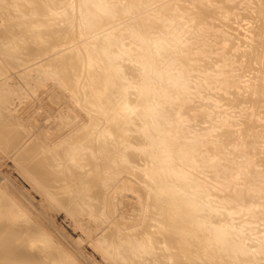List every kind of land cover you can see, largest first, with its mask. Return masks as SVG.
Listing matches in <instances>:
<instances>
[{"label": "bare ground", "instance_id": "1", "mask_svg": "<svg viewBox=\"0 0 264 264\" xmlns=\"http://www.w3.org/2000/svg\"><path fill=\"white\" fill-rule=\"evenodd\" d=\"M93 1L94 0H0V150L8 155L12 167L18 169L19 174L21 173L25 178L24 180L28 181L30 186L32 185V188L34 187V189L39 192L37 193L35 191L37 194H40V197H43L44 202H46L45 200L47 199L54 202L56 201L60 209L64 210V212L76 223L78 222L77 214L80 212L83 213L82 216L85 215L88 217L91 214L100 215L102 213L103 203L108 198L107 191L111 189V184L114 185L118 182V180L114 178L116 181L113 183L114 179L111 178L112 176H115L117 179L123 177H125V179L126 177L131 179L132 184L130 183V185H132V189L138 193L137 195L140 196L142 202L139 221L126 222V217H124V222L123 220L121 222V225L125 227L123 228L120 226V222L110 220L107 228L105 230L103 229L104 231L102 230L103 234H108L107 232H110L108 236L102 234V237L105 236L104 239L112 235V242L109 239L110 236L108 238L110 244L107 243L108 246L105 247L103 245L102 250L104 251L106 249L111 257L115 255L117 257V264H210L214 262L216 264H257L258 258L264 259V235L262 239L258 237L256 242H251L249 244L243 241L240 235L244 233V227L250 222L251 217L253 220L254 212L251 210V207L253 206L254 209V205H257V203L260 205V201L258 202V199H260L259 197L255 198L256 195L246 197L247 195L245 194V196L243 193H246L252 188L250 187L251 185L249 186V184H252L251 182L246 185L248 183L247 179L251 180L249 178V172L252 171V173L258 175H260L259 173L264 174V168L260 169L261 167H258L262 165V167H264V153L263 155L261 153L258 155L259 151L264 150L263 145V149L261 148L262 150L259 149L258 151V148H260L264 142L261 143L259 141L260 139H257L261 135V139L264 140L262 138V135L264 137V128L263 126L261 127L262 122L258 124L255 121L257 126L260 125L259 130H262L260 132H263V134H258L257 140L252 136L253 134L255 135L257 131L254 132V130H251L254 133L251 132L252 134H250L249 131V133H247L252 136V138L248 136L247 142L248 139H253L255 141V143L253 141L255 144H253V146L254 149L255 147L257 148V157L254 152L256 149L254 150L252 148L254 151H252V155H250L248 152L249 149H247L248 151L245 149L246 144L244 140L240 138L245 135V133H243L244 135L242 136L241 131L247 132L243 129H247L248 126L243 128L237 127V134H234L235 130L233 126L230 128L234 131L228 129V125L232 124L229 123V121H231L230 118L233 116L232 113L230 114V112L228 113L224 110L223 112H217V110L211 112L206 109L210 108L209 106L204 105L205 103H201L200 105L205 106V110H202V106V109L198 110L200 105L196 108L200 113V118L213 114L219 117V119H217V117L215 118V120H219H216V124L212 122L214 127L212 128L213 134L211 138L206 136L208 139L203 138L204 141L202 143H199V141L197 142V139L192 136V134H198V130L202 131V127L194 128V126H185L182 124L181 119H178L182 116L177 115L178 117H176L175 115V111L180 104H182V106L179 108L182 109L184 113H190V110L187 109L191 107L185 106L183 108V105L184 101L187 100L188 89L191 83L194 85L196 83H207V85L210 82L214 83L208 91H206L205 86H202L205 92L203 98H207L208 100L212 99L213 97H210L214 96V94L218 97L217 94L219 93H233V88L231 87L233 82L230 81L227 74L234 73L233 70L236 69L234 68V63L236 61L234 58H231L227 50L224 53L215 55V59L212 60L211 56L215 52L212 50L213 48H211L212 46L209 42L210 35L203 30L200 25L203 22L209 23V19L205 16L210 15L208 13L206 15L205 12H208L211 5L216 6L217 4L218 7V4H220L221 7L225 5L230 8L234 5L236 6L237 4L235 3L238 1L241 2L242 0H230L228 3H224V0H192L193 3L199 1L204 5V7L202 5L200 6L199 11H195L194 8L191 11L192 13H190L192 9L191 7L189 8L190 5L185 6V3L176 2L178 0L170 2H168V0L167 4H165L166 1L162 3L164 2L162 0H126L124 3H122L121 0H105L103 4H95ZM160 1H162V5ZM253 1L259 2L258 4H263L264 2H262V0ZM157 2L160 3L156 6L160 11L159 14L156 15L150 12L149 15L143 16L141 12L138 14V17H136L135 22L125 23L126 16H130L131 13L137 14L138 8H146L147 5L151 6ZM248 2L244 4H249ZM250 2H252V0ZM196 4L193 5L196 6ZM241 4L242 3H240V5ZM208 6L209 8H207ZM252 6L254 5L252 4ZM255 6V8H257L259 5L255 4ZM196 7L199 8V5ZM214 8L216 12L219 11L216 7L210 8L211 11H214ZM232 9L233 8H231V10ZM239 9L242 11L240 7ZM235 10L233 9V14ZM180 11H187L188 13L185 24L186 27H182V23L177 19V15ZM246 12V15L250 13H253V15L255 14L253 11L248 13L249 10ZM262 14L264 15V13ZM80 15H84L83 19L80 18ZM232 15L230 17H232ZM243 15L246 16L245 12ZM59 16H64L65 19H61ZM261 17L263 16H259V21L258 19L256 20L260 24L264 23L260 22ZM213 18H216V20ZM213 18L210 19H213L215 23L213 24L212 21V25H218L216 21L219 18L216 16ZM226 19H228V17ZM61 21L65 23L74 22V27L72 28L75 30H80L85 27V25L90 27L92 24L97 26H108L110 27L109 31L113 34L111 37H108L107 34L101 35L99 38L90 42L87 48H78L74 50V52H78V55L73 54V61H66L67 65L66 63L64 64V69L67 71L68 75L66 78L62 77L63 80H59V82L64 87L65 91L69 93H66L68 98L70 95L73 99V106H75L74 108L71 105L73 109H77L83 115H85L87 111L90 117V123L87 124L85 130L78 133V135H80H77V138H80L79 140H77L75 136H70V140L63 146H59V138H52L51 134L46 133L45 129L43 130L46 123L44 118L37 115L39 121L36 120L37 124H35L32 122L31 118L33 112L31 114H28V111L24 112L27 108L25 105H28L26 104L28 101L25 100H28V97H24L26 92L23 93V90H21L22 88H19L20 86L16 87V85L19 84H16L17 81L15 80L16 68L24 67L28 63H33L36 58L49 52L54 44L63 37L65 29L64 26L59 25ZM221 22L220 24L223 23ZM254 24H256V22ZM254 24L253 26L256 27L257 24ZM262 25L263 24H261V26ZM137 27L139 28L137 29ZM150 27L158 29L157 36L152 37L145 34ZM190 27H192V29H189ZM219 27L221 26L219 25ZM124 29L130 30L128 37L133 39L128 44L120 43V45L125 47L126 55L122 49H120L121 51H117L119 48L116 49L117 44L115 42L119 38V33ZM254 30L256 31L257 29L253 28V30L249 31L253 32ZM225 32L221 35L226 37L229 42L234 32H231L232 36L224 34ZM257 33L258 32H256V34ZM256 34H252L253 36L255 35L254 38ZM249 35H247L248 39L250 38ZM259 35L262 36L261 34ZM238 37L240 36L238 35ZM236 39L237 38H235V40ZM251 39L250 41H252ZM247 40L245 42L246 44L249 41ZM101 41H103V43ZM135 41L137 42L135 43ZM155 41L158 42L156 47L151 44V42ZM233 43H235V41ZM249 43L251 44V42ZM260 44L264 45V42ZM257 45H259L258 42ZM257 45L255 44V46ZM136 46L142 47L139 49ZM244 46L246 47L245 44ZM248 46L250 45H247V47ZM258 47L255 49H259ZM170 48L177 49L178 54L175 56L168 50ZM249 48L251 47H248V50ZM157 50L161 51L159 52V58L157 57ZM237 50L238 48L236 47L235 51ZM197 51L201 52L200 55H197ZM258 52L260 53V50ZM263 52H261L260 56ZM234 53L235 52H233V54ZM247 54H245V56ZM169 55L171 57H169ZM248 56L245 59H247ZM255 56L253 55V59L256 58ZM249 57L251 58V56ZM132 58H136L135 61L140 62L141 65L139 66H142L143 69L139 70V66L135 67L131 65L129 59ZM243 58L241 56L242 61ZM165 59L166 61H164ZM209 59H211V61ZM242 61L241 64L243 65ZM110 62L113 64H110ZM252 62L253 61H251L250 64L253 67L255 65L254 63H258L259 61ZM262 63L263 62H261V65ZM114 64L120 67L119 73L114 71ZM125 65L134 70L136 83L139 84V87H137L135 91H130V93L136 96L131 105L126 103V100L130 96L129 90L126 88L124 91H119L117 87L118 80L121 85L123 81L131 82L129 80L134 79H126L123 77L122 72L126 69ZM237 65L239 66L240 64ZM258 66L262 67L260 65H257V69L254 67L255 74L256 70L259 72ZM208 68H211L215 74H208ZM263 68H261V76L263 74L262 71H264L262 70ZM161 69L162 71L159 72ZM193 69H195L196 72ZM192 70L194 73L187 75V72ZM41 72L43 74V71ZM23 73L26 75L29 71L25 70ZM218 73H223V75L218 76ZM40 76L42 75L40 74ZM29 77L30 73L27 74L25 83L29 84V87H31L32 80H29ZM43 77L45 78V76ZM254 78H256V76L252 79ZM101 79H107V81H109L108 89L101 87ZM153 79H155V81ZM261 79H264V77L259 78V82H257L256 79L254 80L257 84L263 82ZM156 82L158 84L155 86ZM251 82H253V80ZM256 84L253 85L255 87L259 85ZM33 87L34 86H32V88ZM255 87H250L252 90V92L250 90V94L254 93V90L257 88ZM261 88L263 89V87ZM259 91L261 90L259 89ZM234 93H236V88ZM260 93L261 92H259V94ZM14 94L18 96V98H15L17 99L16 101L13 99ZM231 95L232 94H229V96ZM258 95L256 94L255 97L257 96L259 100L264 96L261 95L260 98ZM216 96H214L215 99ZM71 98H69L70 101ZM229 98H231V101L234 100V97H228V99ZM217 99L219 100L220 96ZM224 99L222 98V100ZM251 99H253V102L258 100L256 98L254 99V97ZM259 100L257 102L258 107H260L259 104H262ZM57 102V98L54 97L51 106H49L50 110L53 106L57 107L55 111L56 115L53 116L52 111L46 110L45 117L54 121L56 128L60 129L62 126H66L68 122V120H63L66 118L67 110L65 111L66 108H63L64 110L62 109L65 105L59 107ZM207 104L209 103L207 102ZM69 105L70 103L68 106ZM244 105L246 106V104ZM250 105H252V103ZM138 106L140 108L137 109L136 115H138V119L141 120V123L139 125L131 121H126V123H124L122 115H127L128 120H132L134 115L132 110ZM255 106L256 104L254 107ZM105 108L114 109L113 113L107 117V126H115L121 129V134L115 140L111 141V131L107 128L106 130L96 131L92 133V136L85 138L87 134L89 135L94 128L99 126L96 116H100ZM262 108L264 109V107ZM262 108L260 107V109ZM245 109L246 115L248 116L247 110L249 107L247 108L246 106ZM253 109L254 108H252V110ZM78 111L75 110L74 113ZM257 112L256 114H258ZM244 113H242V115ZM260 113L262 114V111H260ZM252 115L249 117H252L253 120L255 114L253 115L254 117ZM249 117L248 119L251 120ZM257 117H255L256 120ZM259 117L262 119L261 115ZM242 119L246 120L247 118L243 117ZM248 119L247 121L250 125L252 120L249 121ZM148 120H151L152 123L153 128L151 131L147 129L142 132L132 127H141L142 122H149ZM127 122L130 125H127ZM226 126H228V128ZM215 127H221L222 129L218 131ZM250 129L251 128H249V130ZM210 133L208 134L210 135ZM81 134L83 135L81 136ZM177 134H179V138L173 139L172 137ZM202 134L200 132L199 135L201 136ZM128 136L134 138L133 145L126 148L114 147L115 144L118 145L126 140ZM144 140H148L150 144L149 149L143 147ZM251 140L249 142H252ZM257 141L261 143L260 147L256 146V144H259ZM101 143H106L110 146V150L105 152L106 156L104 152L100 154L96 153V150L101 147ZM230 143L235 144L239 150H227V145ZM248 146L252 147V144L250 143ZM146 153L152 154L153 157H148ZM253 154H255V158ZM144 157H147L148 160L146 163L142 164L144 162ZM101 165L104 166L103 171L108 170L106 174L98 172L99 170L95 168V166H99L100 168ZM225 165L228 167L243 168L239 171V183L228 184L226 187H222V181L216 182V184L211 182L212 184L214 183L215 186H212L210 183L211 186L209 190L207 187L209 182L206 180V174L204 172L207 171L208 168L209 172H213L212 175L217 177L220 173H223L224 175L222 176L224 177L225 173L222 172V167ZM100 169L102 170V168ZM94 170H97V172ZM201 174L205 175L200 176ZM255 176L257 177V175H254V177ZM262 177H264V175ZM260 179H262L260 180L262 182H257V187L253 188L258 192L263 191L264 193V190H262L264 189V178L260 177ZM110 180L112 182H109ZM131 180L127 182L129 183ZM9 181L12 182L10 178H0V264H77L75 262L76 259L73 261L69 254L66 255L67 253H65L63 247L61 249L59 243H57L58 246L55 245L53 248H51V245L46 246L49 242L52 244L54 237L52 238L46 234V232L48 233L49 231H47L46 225L42 223V219L40 220L39 218L41 214H36L34 218H31L32 216L29 212H32V210H30V207H28L30 211L24 207L23 199L21 200L22 203L18 201L17 198H19V196L17 195L19 194L15 195L17 198L12 196ZM107 183H110V185L108 184L110 189L109 187L105 188V184ZM17 184L18 183H16V186ZM237 184H240L242 187H238ZM125 186L126 185L123 187ZM219 187V190L225 192V194L221 192L222 195H218L216 192L206 193L204 191H211L213 188L217 189ZM258 188L260 190H258ZM18 191L17 193H19ZM123 192L125 191L123 190ZM260 194L257 195L260 196ZM26 197L29 199L31 198L32 201L30 194ZM40 197L39 201H41ZM27 198L25 200L26 202ZM137 198L138 197H136V200L139 199ZM83 200L84 203L82 202ZM85 201L87 202L85 203ZM136 202L138 203V201ZM34 205H37V203H34ZM111 205L113 204L111 203ZM244 206H248L246 209L247 212L245 213L247 217L244 219L240 218L241 221L238 219L239 222H235L238 221L237 218L242 216H238L237 214L240 212L241 207ZM39 207H41V205ZM35 208L37 207L35 206ZM112 211L114 210L109 209L108 212L110 213ZM254 211L256 214V210ZM249 212L253 214L250 215ZM261 213H263V211ZM111 214L112 213H110V215ZM99 217L100 221L101 219L104 220L101 216H98V218ZM86 219L84 220L86 221ZM162 222L164 223L162 224ZM85 224L86 223H84V225ZM92 226L90 225L89 227L91 228ZM161 227L167 230L168 234L162 235L160 233ZM81 229L84 230V226ZM87 229L86 231L89 233L90 230L89 228ZM91 229H93V227ZM91 236L93 235H90V237ZM168 236L173 237V239L170 241ZM93 237L91 239H93ZM100 238L99 236L98 239ZM193 245L199 246L200 251L192 253L190 247ZM211 257H213V259ZM208 258L209 261L207 260ZM162 260H164L163 263Z\"/></svg>", "mask_w": 264, "mask_h": 264}, {"label": "rangeland", "instance_id": "2", "mask_svg": "<svg viewBox=\"0 0 264 264\" xmlns=\"http://www.w3.org/2000/svg\"><path fill=\"white\" fill-rule=\"evenodd\" d=\"M122 1V3H124V2H126V0H121ZM162 1H164V2H162ZM162 1H160V3L162 2V3H165V1H166V3L165 4H167L168 2H170V1H173V0H162ZM168 1V2H167ZM230 0H224V3H228ZM249 0H242L241 2L240 1H238V2H236L235 4H237L236 6L234 5V6H232V7H230V8H228L227 6H225V5H223L222 7L220 6V4H218V7H217V4H216V6L215 5H211L210 6V8L212 9L213 7H216L217 8V10H219V11H217L216 12V9L214 8V11L212 10L211 11V9L209 8V6L207 7V8H209L210 9V11H209V9H208V12H205L206 13V15H207V13L210 15V16H205V17H207V19H209L208 21H209V23H207V22H203L201 25H200V27L203 29V30H205L209 35H210V38H209V42H210V45L212 46L211 48H213L212 50L215 52L214 54H212V56H211V58H212V60H214L215 59V55H219L220 53H224L226 50L228 51V54L231 56V58H234L235 59V66H234V68H236L235 70H233L234 71V73L233 74H227V76H228V78L230 79V81H232L233 82V85L231 86L232 88H230V89H232V92L233 93H231L230 91H228V92H230V93H227V92H225V94H222V93H219V94H217L218 95V97L220 96V99L218 100L217 98V96L214 94V96H216V99H215V97L214 96H211L210 98H212V99H207V98H203L204 97V88H202V86H205V88H206V91H208L213 85H214V83H212V82H210L208 85H207V83H196L195 85L193 84V83H191V86H190V88L188 89V94H187V100H185L184 101V105H183V108L185 107V106H190L191 108L190 109H187V110H190V113L189 114H186V113H184L183 112V110L182 109H180L179 107H181L182 106V104H180L179 105V107H178V109H176V111H175V115H176V117H178V116H182L181 118H178V119H181V122H182V124L183 125H185V126H194V128H200V127H202L201 128V130L203 131H200V130H198L199 131V133L198 134H192V136H194L196 139H197V142L199 141V143H202L203 141H204V139L206 138V139H208V137L209 138H211V136H212V128L214 127L213 126V124H212V122L213 123H215L216 122V120L217 119H219V117L217 116V115H215L214 116V114L213 115H208V116H206V117H202V118H200L199 117V115H200V113H199V111H197V109L196 108H198V106L201 104V103H205L204 105H207V106H209L210 108H206V109H208V110H210L211 112H215L216 110H217V112L218 111H222L223 112V110L224 111H227L228 113L230 112V114L232 113L233 114V116H232V118H230L231 119V121H229V123H232V124H229L228 126H229V128H228V126H226L228 129H230V130H232V128H230L231 126H233V129L235 130H232V131H234V134H237V132H236V129H237V127H245V126H248L247 127V129L245 128V129H243L244 131H247V132H243V131H241V135L243 136L244 134L243 133H245V137L243 136V137H240L241 138V140H244V142H245V146H246V150L247 149H249V153H250V155H252V151H254L255 149V154H256V156H257V153H256V151H257V148L255 147V149H254V146H253V144L255 143V141L252 139H250L252 142H249L250 140L248 139V142H247V138H249L248 136H250V138H252V136H253V138H257V136H258V134L260 133V134H263V132H260V131H262V130H259L260 128V125H258L257 126V124L256 123H260V122H262L261 124V127L263 126V128H264V112H263V108L262 107H264V105H263V98H264V96H262L263 98H261L260 96L261 95H264V93H263V91H264V79H261V81H263V82H261V83H257V84H259V85H257L256 84V82H255V80L254 79H256V81L257 82H259V78H263L264 77V71H262V76L260 75V73H261V68H263V66H264V45H261L260 43H262L263 44V42H264V28H263V26H264V23H261V24H263L262 26H261V24L260 23H258V21H259V16H263L264 17V15L262 14V13H264L263 11V9H264V6H263V4H264V0H262V2H263V4H258L257 3V1H253L252 0V2H248ZM105 2V0H94L93 1V3H95V4H103ZM176 2H179V3H185L186 5L185 6H189V8L191 7L192 9L190 10V13H192L191 11L194 9L195 11H199V9H200V6L202 5L201 4V2H195V3H193V1L192 0H178V1H176ZM249 3V4H244V3ZM255 2V3H254ZM159 2H157V3H155V4H153V5H151V6H146V8H143V7H141V8H138V12H137V14H130V16H126V18H125V23H127V22H135L136 21V17H138V14L139 13H141V15H143V16H146V15H149V13L150 12H152L153 14H159L160 13V11H159V9H158V7H156V6H158L159 4H160ZM162 3H161V5H162ZM197 3V4H196ZM200 3V4H199ZM240 3H242L241 5H240ZM73 4H75V3H73ZM196 4V6L197 5H199V8L198 7H196V6H194V5ZM252 4L254 5V6H252ZM255 4H257V5H259L257 8H255L256 6H255ZM76 5V4H75ZM160 5V6H161ZM193 5V6H192ZM238 5H239V7L242 9L243 7V9H242V11L239 9V7H238ZM245 5V6H244ZM246 5H248V6H246ZM262 5V6H261ZM203 7H204V5H202ZM206 6V5H205ZM245 7H246V9H245ZM261 7H263V8H261ZM202 8V7H201ZM231 8H233L234 10H235V13H237V14H233V9L231 10ZM254 8H255V10H256V12L258 13H256L255 12V10H254ZM260 8V9H259ZM139 9H140V12H139ZM250 9H251V11H250ZM245 10V11H244ZM249 10V12L248 13H250V12H254L255 14L253 15V13H250V14H252V15H250V14H248V15H246V11H248ZM258 10V11H257ZM221 11H222V13H221ZM237 11V12H236ZM245 12V15L247 16H244L243 14H244V12ZM260 11H261V14H260ZM215 12V13H214ZM243 12V13H242ZM212 13H213V15H212ZM221 13V14H220ZM188 13H187V11H180L179 13H178V15H177V19H179L180 20V22L182 23L181 25H182V27L184 26V27H186V20H187V17H188V15H187ZM217 14V15H216ZM234 16H233V15ZM260 14V15H259ZM221 17H220V16ZM224 15H225V17L227 18L228 17V19H226L225 17H224ZM232 15V17H230ZM236 15V16H235ZM244 17H243V16ZM83 16L84 15H80V18L81 19H83ZM192 16V15H191ZM212 16V17H211ZM214 16H216L217 18H219V19H217V21H216V23L218 24V25H212V21H213V19L214 20H216V18H213ZM240 16V17H239ZM249 16V17H248ZM252 16V17H251ZM257 16V17H256ZM61 19H65V17L64 16H59ZM263 17H261V19H260V22H264V18ZM211 18H213L212 20H210ZM224 18V19H223ZM258 19V21H256ZM223 22H221V21ZM211 21V22H210ZM218 21H220L222 24H220V22H218ZM251 22H252V26H253V24L256 22V24L258 23V24H260V25H258L257 24V26L259 27H252L251 26ZM226 23V24H225ZM213 24H215L214 23V21H213ZM226 25V26H224V25ZM227 24H229V25H227ZM256 24H254V25H256ZM60 26H64V29H65V32H64V35H63V37L62 38H60V40L57 42V43H55L54 44V46L51 48V50L49 51V52H47V53H45L43 56H41V57H38V58H36L34 61H33V63H28L26 66H22V67H18V68H16V72H15V80L17 81L16 82V84H19V85H16V87H18V86H20L19 88H22L21 90H23V93L24 92H26V95L24 96V97H28L27 99L28 100H25V101H28L26 104H28V105H25V107H27L25 110H24V112H27L28 114L30 113H32L33 114V116H32V114H31V118H32V122L33 123H35V124H37V122H36V120H38L39 121V118H38V116L40 115L41 116V118H44L45 119V121H46V123H45V126L43 127V130L45 129V132L46 133H48V134H51L52 135V138H59V142H60V144H59V146H63L66 142H68L70 139H69V137L70 136H75L76 138H77V135H78V133H80L81 131H83V130H85V128H86V126H87V124H89L90 123V117H89V114L87 113V111H86V114L85 115H83L82 113H80L77 109H73V107L75 108V106H73V99L70 97V95H69V98H71V101H70V99L68 98V95L67 94H69L67 91H65V89H64V87L61 85V83L59 82V80H63L62 79V77H65L66 78V76L68 75V73H67V71L64 69V64L66 63V61H69V62H71V61H73V59H74V56H73V54H75V55H78V52H74V50H76V49H78V48H87L88 46H89V43L90 42H92L93 40H95L96 38H99L101 35H104V34H107V36L108 37H111L113 34H112V32H110L109 31V29H110V27H108V26H103V25H100V26H97V25H95V24H92V26H90V27H88V26H86L85 25V27H83V28H81L80 30H75V29H73L72 27H74L73 25H74V22H69V23H65L64 21H61V23L59 24ZM219 25L221 26V27H219ZM76 26V25H75ZM251 26V27H250ZM260 26H261V28H260ZM250 27V28H249ZM139 27H137V29H138ZM252 28V29H251ZM253 28H255V29H257L256 31H255V33H254V31L252 32V31H249V30H253ZM189 29H192V27H190ZM263 29V30H262ZM261 30V31H260ZM109 31V32H108ZM225 31H227V32H225ZM259 31H260V33H259ZM158 32V29L157 28H154V27H150L149 28V30H147L146 32H145V34L147 35V36H152V37H155V36H157V33ZM223 32H225L224 34H226V35H230V36H232V33L231 32H234L235 33V36H234V33H233V36L232 37H230V44H229V42L227 41V39H226V37H224V36H222L221 34L223 33ZM256 32H258L257 34H256ZM130 33V30L129 29H124L121 33H119V38L117 39V41H115L116 42V44H117V46H116V49H118L119 48V50H117V51H121L120 49H122L123 51H124V53H125V55H126V52H125V47L124 46H122V45H120V43H125V44H128V43H130L133 39L132 38H129L128 37V34ZM237 33V34H236ZM263 33V34H262ZM250 34V35H249ZM252 34H256V37L254 38V36L252 35ZM259 34H261L262 36H260ZM238 35L240 36V37H238ZM247 35H249L250 36V38L248 39V36ZM253 36V37H252ZM233 37H234V39H233ZM235 38H237L236 40H235ZM252 38V39H251ZM254 38V39H253ZM263 38V39H262ZM249 41H248V40ZM250 39L252 40V41H250ZM246 40L248 41L247 42V44L245 43L246 42ZM256 42H255V41ZM162 41H164V40H162ZM165 41H166V39H165ZM235 41V43H233ZM243 41H244V44L246 45V47H247V45H250V46H248V47H251V48H249V50H248V47H247V49H246V47L244 46V44H243ZM261 41V42H260ZM102 43H103V41H101ZM106 42V41H105ZM137 41H135V43H136ZM249 42H251V44L249 43ZM253 42V43H252ZM257 42H258V44L259 45H257ZM158 42L157 41H155V42H151V44L152 45H154L155 47H156V44H157ZM255 44L257 45V46H255ZM227 45H228V47H227ZM134 46V45H133ZM259 46V47H258ZM260 46H261V48H260ZM137 48H141L142 46H136ZM236 47L238 48V50L237 51H235V49H236ZM256 47H258L259 49H255ZM234 48V49H233ZM150 49V48H149ZM231 51H230V50ZM169 51H171L175 56L178 54V50L177 49H172V48H170V49H168ZM240 50V51H239ZM251 50V51H250ZM254 50V51H253ZM260 50V53L258 52ZM73 51V52H72ZM158 52H157V57L159 58L160 57V55H159V52H161L160 50H157ZM174 51H176V52H174ZM232 52V53H231ZM233 52H235L234 54H233ZM239 52V53H238ZM242 52H243V54H242ZM261 52H263L262 53V55L260 56V54H261ZM197 55H200V51H197ZM231 53V54H230ZM236 53H238V54H236ZM248 53V54H247ZM252 53V54H251ZM258 53H259V55H258ZM99 54V53H98ZM241 54V55H240ZM245 54H247L246 56H245ZM250 54V55H249ZM239 55V56H238ZM251 56V58L249 57V56ZM253 55L256 57V58H254V59H257V60H254L253 59ZM239 58H238V57ZM241 56H242V58H243V61H242V59H241ZM248 56V58L247 59H249V60H247V59H245L246 57ZM260 56V57H259ZM169 57H171L170 55H169ZM262 57H263V59H262ZM253 59V60H252ZM261 59H262V61H261ZM136 60V58H132V59H129V62H130V64L131 65H133V66H135V67H137V66H139V65H141V63L140 62H137V61H135ZM210 61H211V59H209ZM164 61H166V59L164 60ZM241 61H242V63H243V65L241 64ZM251 61H259L258 63L256 62V63H254L255 65L252 67V65L250 64V62ZM246 62V63H245ZM252 62V63H253ZM261 62H263L262 63V65H261ZM240 64L239 66H240V68H239V66L237 65V64ZM260 63V64H259ZM110 64H113L112 62H110ZM66 65H67V63H66ZM115 65V64H114ZM210 65V64H209ZM248 65V66H247ZM257 65H260V66H262V67H259L258 66V69H259V72L256 70V74H255V69H254V67L257 69ZM125 67H126V69L122 72V74H123V77L124 78H126V79H132V78H134L133 80H129V81H134V82H128V81H123L122 83H121V85H120V81L118 80V90L119 91H124L126 88L129 90V94H130V96H129V98L126 100V103L127 104H132L133 103V99H135L136 98V96L134 95V94H132V93H130V91H135V89L137 88V87H139V84H137L136 83V75H135V72H134V70L133 69H131L130 67H128V66H126L125 65ZM140 67V68H139ZM138 67V69L139 70H141V69H143L142 68V66H139ZM208 67H212V66H208ZM246 68V69H245ZM209 69V68H208ZM25 70H28L29 71V73H30V77H29V80H32V86H34L33 88H32V86L31 87H29L30 85L29 84H26L25 83V79L27 78V74H29V73H27L26 75L23 73ZM43 71V74H42V72L41 71ZM193 70H195V69H193ZM193 70L192 71H189V72H187V75H191V74H193L194 72H193ZM262 70H264V68L262 69ZM114 71L115 72H117V73H119L120 72V67H118L117 65H115V68H114ZM162 71V69L159 71V72H161ZM242 71V72H241ZM252 71V72H251ZM195 72H196V70H195ZM236 72V73H235ZM254 72V73H253ZM207 73L208 74H210V75H214L215 74V72L210 68L209 70H207ZM40 74L42 75V76H40ZM255 74V75H254ZM218 76H220V75H223V73H218L217 74ZM259 75H260V77H259ZM43 76H45V78L43 77ZM250 76H252V77H250ZM254 76H256V78H254V79H252ZM258 77V78H257ZM151 80H152V78H151ZM154 81H155V79H153ZM253 80V82H251ZM253 83V84H256L257 86V88L253 85V84H251V83ZM28 83H29V81H28ZM34 83V84H33ZM23 84V85H22ZM25 84H26V87H25ZM158 83L156 82L155 83V86L157 85ZM250 84V85H249ZM263 84V85H262ZM100 85H101V87L102 88H104V89H106L107 87H109V81H107V79H101V81H100ZM252 85V86H251ZM260 85H262V86H260ZM22 86V87H21ZM234 86V87H233ZM28 87H29V89H28ZM253 87H255L256 89L254 90V93L255 92H257V93H251L250 94V90H251V88ZM258 87H259V89L261 90V91H259V89H258ZM261 87H263V89L261 88ZM24 88V89H23ZM235 88H236V93H234L235 92ZM26 89H28V90H26ZM32 89V90H31ZM108 89V88H107ZM263 90V91H262ZM238 92H240V93H238ZM251 92H252V90H251ZM259 92H261L260 94H259ZM22 93V92H21ZM67 93V94H66ZM241 93H242V95H241ZM227 94V95H226ZM229 94H232L231 96H229ZM234 94V95H233ZM254 94V95H253ZM258 95L261 99V101L259 100V98H257V96L255 97V95ZM223 97H222V96ZM224 95H225V97H224ZM235 95H236V97H235ZM244 95V96H243ZM246 95V96H245ZM252 96V97H251ZM14 98V100L16 101L17 99H15V98H18V96H16V94H14V96H13ZM54 97H56L57 98V103H58V106L59 107H62L63 105H65L64 107H62V109L63 108H66L65 109V111H66V118H64L63 120H68V122H67V124H66V126L64 125V126H62L60 129H57L56 128V126H55V123H54V121H52V120H50L48 117H45L46 116V110H49V111H52V114H53V116H55L56 114H55V111H56V109H57V107L56 106H53L52 108H51V110H50V108H49V106H51V102H52V99L54 98ZM227 97V98H226ZM228 97H234L233 99L235 100H232L231 101V98H229L228 99ZM245 97V98H244ZM254 97V99L256 98V99H258L259 100V102H262V104H259V106L262 108V109H260V107H258V100H256V102H255V104H256V106L254 107V102H253V99H251V98H253ZM208 98H209V96H208ZM222 98L224 99V100H222ZM236 98V99H235ZM249 98V99H248ZM228 99V100H227ZM238 99V100H237ZM68 100H69V103H70V105L68 106ZM218 102H220V103H218ZM220 100H222V101H220ZM250 100V101H249ZM216 101V102H215ZM234 101V102H233ZM18 102V101H17ZM23 102H24V100H23ZM207 102L209 103V104H207ZM213 102V103H212ZM252 103V105H250ZM219 106H218V105ZM244 104H246V106H247V108L249 107V109L247 110V112H248V116L246 115V106L244 105ZM73 107H72V106ZM204 105H200V107L198 108V110H200V109H202V107H203V109L202 110H205L204 108H205V106ZM250 105V106H249ZM72 108H71V107ZM202 106V107H201ZM71 109H70V108ZM214 109H213V108ZM224 107V108H223ZM239 107V108H238ZM241 107V108H240ZM140 107L138 106L137 108H133V110H132V112H134V115H133V119L132 120H128V116L126 115H122V117H123V122L124 123H126V121H131L132 123H136V125H139L140 123H141V120H139L138 119V115H136V111H137V109H139ZM194 108H195V110H194ZM216 108V109H215ZM226 108V109H225ZM252 108H254L253 110H252ZM256 108V109H255ZM258 108V109H257ZM220 109V110H219ZM245 109V110H244ZM64 110V109H63ZM72 110H73V112H72ZM78 111V112H75L74 113V111ZM255 110V111H254ZM259 110V111H258ZM113 111H114V109L113 108H105L104 109V111H103V113L100 115V116H96V118H97V120H98V122H99V126L97 127V128H94L92 131H91V133H89V135L87 134L86 135V137L85 138H87L88 136H92V133H94V132H96V131H101V130H106L107 128H109L110 129V131H111V135H110V140L111 141H113V140H115L120 134H121V129H119V128H117V127H108L107 126V123H108V121H107V117L110 115V114H112L113 113ZM258 111V112H257ZM260 111H262V114H263V116H262V114L260 113ZM216 112V113H217ZM245 112V113H244ZM250 112V113H249ZM254 112V113H253ZM256 112L258 113V114H256ZM35 113V114H34ZM68 113V114H67ZM72 113H74V114H72ZM215 113V114H216ZM242 113H244L243 115H242ZM80 114V115H79ZM249 114H255V117H257L258 115L260 116L261 115V117H262V119L260 118H258L257 117V120L255 119V117H254V119L252 120V117H249V116H251V115H249ZM38 115V116H37ZM75 115V116H74ZM178 115V116H177ZM242 117H241V116ZM257 115V116H256ZM29 116V115H28ZM239 118H238V117ZM70 117V118H69ZM73 117V118H72ZM75 117V118H74ZM217 117V119L215 120V118ZM230 117H231V115H230ZM243 117H245V118H247L248 119V117L249 118H251V120L253 121H251V120H249V121H251V123L253 124V123H255V121H256V126L254 127V125L255 124H251L250 123V125L248 124L249 122L247 121V119L246 120H244V119H242ZM241 118V119H240ZM240 119V120H239ZM259 119V120H258ZM96 120V119H95ZM260 120H262V121H260ZM35 121V122H34ZM149 122H142V126L141 127H138V126H132V127H134V128H136V129H138V130H140V131H142V132H144L145 130H147V129H149V131H151V129L153 128L152 127V123H151V120H148ZM217 121H219V120H217ZM235 121V122H234ZM242 122H246V123H242ZM217 123V122H216ZM215 123V124H216ZM242 123V124H241ZM60 124V123H59ZM127 125H130L128 122H127ZM252 126H253V128H252ZM206 127V128H205ZM208 127H210V128H208ZM235 127V128H234ZM258 127V128H257ZM225 128V127H224ZM226 128V129H227ZM249 128H251L250 130H249ZM255 128V129H254ZM204 129H206V130H204ZM208 129H210V130H208ZM215 129L216 130H218V131H221V127H215ZM256 129H258L259 130V132H258V130H256ZM238 130H239V128H238ZM242 130V129H241ZM251 130H254V132L255 131H257V132H255V135L253 134L252 136L250 135V134H252V133H254L253 131H251ZM250 132V134H247V133H249ZM196 132V131H195ZM200 132H201V136L199 135L200 134ZM211 132V133H210ZM252 132V133H251ZM204 133H205V136H204ZM208 133H210V135L208 134ZM257 133V134H256ZM83 134H81V136H82ZM247 135V136H246ZM78 136H80V135H78ZM206 136H208V137H206ZM254 136H256V137H254ZM75 138V139H76ZM173 139H177V138H179V134H177V135H174L173 137H172ZM200 138H201V140H200ZM204 138V139H203ZM244 138V139H243ZM262 138L264 139V137H263V135H262ZM80 138H77V140H79ZM215 139V138H214ZM261 143L262 142H264V140H262L261 139V135H260V137H258L257 138ZM256 139V140H257ZM133 140H134V138H131L130 136H128L127 138H126V140H124V141H122L120 144H118V145H114V147L115 148H126V147H129V146H131V145H133ZM246 140V141H245ZM262 140V141H261ZM253 141H254V143H253ZM259 141H257V143H259ZM249 143V144H247V143ZM144 144H143V147L144 148H146V149H149V147H150V144L148 143V140H144V142H143ZM250 143L252 144V147L250 148L248 145H250ZM261 143H259L258 145L256 144V146H258V147H260V144ZM101 145V147L100 148H98L97 150H96V153L97 154H100V153H103L104 152V154H105V152L106 151H108V150H110V146H108L106 143H101L100 144ZM210 145V144H209ZM255 145V144H254ZM264 144L262 143V145H261V147L260 148H258V151H259V149H263V146ZM263 146V147H262ZM75 147H76V145H75ZM252 148L254 149V150H252ZM235 150V151H237V150H239L238 149V147L235 145V144H228L227 145V150ZM261 149V150H262ZM264 150H262V151H259V153H258V155H260V153L263 155V152ZM253 152V153H254ZM103 154V155H104ZM255 154H253L254 155V158L256 157L255 156ZM146 155L148 156V157H150V158H152L153 156H152V154H149V153H146ZM105 156H106V154H105ZM229 156H231V155H229ZM258 157V156H257ZM74 160V159H73ZM147 160H148V158L147 157H144V162L142 163V164H144V163H146L147 162ZM212 160H214V159H212ZM12 163H11V160H10V158L8 157V155H6L5 153H4V151H2V150H0V178H10L11 180H12V182L11 181H9V183H10V187H11V192H12V196L14 197L15 195H17V194H19V195H17V196H19V198H17V196H15V198H17L18 199V201L19 202H21V200L23 199L24 201H23V205H24V207L27 209V210H29V208L28 207H30V210H32V212L30 211L29 213H30V215L32 216L31 218H34L35 216H36V214H41V215H39V218H40V220L42 221V223H44V225H46V228L48 229L47 231H49L48 233L46 232V234L48 235V236H50V237H54L53 239L54 240H52V244L50 243H48L46 246H50L51 245V248H53V247H55V245H57V243H59V245H60V247H61V249H62V247L64 248V250H65V253H67L66 255H70V258L74 261V259H76V263L78 264H117V262H116V260H117V257L114 255L113 257H111L108 253H107V251H106V249L103 251L102 249H103V245H104V247L105 246H108V244L107 243H109L110 244V241H109V239L111 240V242H112V235H110L107 239L105 238L104 239V237L105 236H103L102 237V234H103V232H102V230L104 229H106L107 228V225L110 223V220H116L117 222H120L119 224H120V226L121 227H123V228H125L123 225H121V222H122V220H123V222H124V217H126L125 218V220H126V222H134V221H139L138 219H140V214H141V207H142V202H141V199H140V196H138L137 194V192H135L133 189H132V185H130V183L132 184V180L131 179H128L127 177H126V179H128V180H126L125 179V177H123V178H121V179H117L115 176H112L111 178H115L116 180H118V182H114V181H116L115 179L113 180V179H111V180H113V183H115L114 185L113 184H111V189H110V183H107V184H105V188H108L109 187V189L110 190H108L107 192H108V198L106 199V201H104V203H103V209H102V213L99 215V214H97L98 216H101V218H103L104 220H102L101 219V221L99 220L100 219V217L98 218V216L97 215H90L89 217L88 216H82L83 215V213H78L77 214V216H78V222L76 223V222H74V220L69 216V215H67V213H65L64 212V210H62V209H60V206H59V204H57V202L55 201H52V200H50V199H47V200H45L46 202H44V199H43V197L41 198L40 197V194H37V193H39L38 191H36V189H34V187L32 188V185L30 186V183L28 182V181H26V180H24L25 178H24V176L20 173L19 174V171H18V169L16 168V167H12V165H11ZM103 165H101L100 166V168H102V170L99 168V166L97 167V166H95V168L96 169H98L99 171L98 172H102V173H105L106 174V172L108 171V170H104L103 171V169H104V166L102 167ZM263 166V165H262ZM262 166H258V167H261L260 169H262V168H264V167H262ZM15 168H16V171H15ZM243 168L242 167H238V168H236V167H228L227 165H225V166H223L222 167V172H224L225 173V176L223 177L222 175H224L223 173H220L217 177L216 176H214V175H212V173L213 172H209L208 171V168H207V171H205L204 173L206 174H204L206 177V180L209 182V185H207V187H208V189L210 190V186H211V182H214L215 184H216V182H219V181H222L223 182V186L222 187H226L228 184H235V183H239V181H240V174H239V171L240 170H242ZM101 170V171H100ZM18 171V172H17ZM95 172H97V170H94ZM254 172V171H253ZM250 173V179L251 180H249V179H247V181H248V183L246 184V185H248L249 184V182H251L252 184H249V186L250 187H252L249 191H245L246 193H243L246 197H251V196H254V195H256L255 196V198L257 197H259L260 199H258V202L260 201V205H259V203H257V205H254L255 207H254V209H253V206L251 207V210H253V212H254V214L253 213H250V215L251 214H253V220H252V217H251V219H250V222L244 227V233L243 234H241L240 236L242 237V239H243V241H245L246 243H251V242H256L257 240V238L258 237H260L261 239H262V237H263V235H264V193H263V191L262 192H258L255 188H253V187H257L256 185H257V182H262V181H260V180H262V179H260V177L261 178H264V177H262L264 174H262V173H259L260 175H258V174H254V173H252V171L251 172H249ZM248 173V174H249ZM5 175V176H4ZM20 175V176H19ZM203 174H201L200 176H204ZM254 175H257V177L255 176L254 177ZM3 176V177H2ZM7 176V177H6ZM22 176V177H21ZM260 176V177H259ZM21 177V178H20ZM110 177V176H109ZM253 177V178H252ZM23 178V179H22ZM214 178H215V180H214ZM257 178V179H256ZM110 179V178H109ZM217 179H218V181H217ZM222 179V180H221ZM254 179V180H253ZM256 179V180H255ZM13 180H15L16 181V183H18L17 184V186H16V183H15V181H13ZM109 181V182H112V181ZM124 180V181H123ZM131 180V182H127V181H130ZM246 180V179H245ZM259 180V181H258ZM4 181V180H3ZM27 182V183H26ZM122 182H123V184H122ZM255 182V183H254ZM122 185H121V184ZM125 183V184H124ZM127 183V184H126ZM211 183V184H210ZM212 184V186L214 185L215 186V184ZM254 183V184H253ZM13 184V185H12ZM109 184V185H108ZM120 184V185H119ZM124 185H126L125 187H126V190H125V187H123ZM130 185V186H129ZM219 185V184H218ZM259 185V184H258ZM13 186V187H12ZM19 186V187H18ZM119 186H121V187H119ZM129 186V187H128ZM237 186L238 187H242L240 184H237ZM21 187V188H20ZM115 187V188H114ZM117 187V188H116ZM131 187V188H130ZM262 187H263V185H262ZM20 188V189H19ZM25 188V189H24ZM32 188V189H31ZM115 190H114V189ZM124 188V189H123ZM264 188V187H263ZM128 189V190H127ZM131 189V190H130ZM220 189V187L219 188H213L211 191H206V190H204L206 193H210V192H216V193H218V195H222L221 194V192H223V191H220L219 190ZM19 190V191H18ZM24 190V191H23ZM25 190H26V192H25ZM34 190V191H33ZM123 190L125 191V192H123ZM134 192H133V191ZM254 192H253V191ZM258 190H260L259 188H258ZM262 190H264V189H262ZM17 191L19 192V193H17ZM20 191H22V192H20ZM37 193H36V192ZM109 191H110V194H112V195H110L109 194ZM13 192H15V193H13ZM24 192V193H23ZM29 192V193H28ZM111 192H113V193H111ZM121 192V193H120ZM20 193H21V195H20ZM125 193V194H124ZM133 193H135V194H133ZM224 194H225V192H223ZM252 193H254V194H252ZM260 194V196H258L257 194ZM263 193V194H262ZM26 194V195H25ZM30 194V197H32V201H31V198L29 199V198H27L26 196L27 195H29ZM223 194V195H224ZM250 194V195H249ZM23 195V196H22ZM32 195V196H31ZM110 195V196H109ZM137 195V196H136ZM11 196V195H10ZM21 196V197H20ZM122 196V197H121ZM134 196H136V197H138L137 199L138 200H136V197H134ZM22 197H24V198H22ZM39 197H40V200L41 201H39ZM10 198V197H9ZM26 198H27V202L25 201L26 200ZM109 198H110V200H109ZM261 198H263V199H261ZM43 199V200H42ZM113 201H112V200ZM108 200H109V202H108ZM261 200H262V202H261ZM35 201H37V202H35ZM136 201H138V203L136 202ZM140 201V202H139ZM161 201V200H160ZM36 204L37 203V205H34V203ZM42 204H41V203ZM83 203H84V200L82 201ZM87 201H85V203H86ZM113 204V205H111V203ZM22 203V202H21ZM28 205H27V204ZM32 203V204H31ZM43 203H44V205H43ZM59 206H57L56 204ZM261 203H262V205H261ZM105 204V205H104ZM109 204H110V206H109ZM137 204H138V206H137ZM33 207H32V206ZM41 205V207H39ZM116 205V206H115ZM27 206V207H26ZM35 206L37 207V208H35ZM259 206V207H258ZM113 207H116V208H113ZM140 207V208H139ZM54 208V209H53ZM248 208V206H244V207H241V209H240V212L237 214L238 216L239 215H242L243 216V218H242V216L241 217H239V218H237V220L239 219L240 221H241V219H244V218H246L247 217V215L245 214L247 211H246V209ZM60 209V210H59ZM108 209V210H107ZM109 209H113L114 211H112V212H110V213H112L111 215H110V213L108 212L109 211ZM260 209H262V210H260ZM116 210V211H115ZM250 210V211H251ZM254 210H256V214H255V211ZM259 210V211H258ZM111 211V210H110ZM263 211V213H261ZM36 212V213H35ZM104 212V213H103ZM108 212V213H107ZM140 212V213H139ZM252 212V211H251ZM44 213V214H43ZM115 213V214H114ZM259 213V214H258ZM108 214V215H107ZM137 214H139V215H137ZM35 215V216H34ZM43 215V216H42ZM136 215V216H135ZM216 215H219V214H216ZM257 215V216H256ZM259 215V216H258ZM40 216H42V217H40ZM91 216H92V218H91ZM112 216V217H111ZM138 216V217H137ZM81 217V218H80ZM109 217V218H108ZM123 217V218H122ZM44 218V219H43ZM86 218H88V219H86ZM106 218V219H105ZM131 218V219H130ZM241 218V219H240ZM84 219H86V221L84 220ZM93 221H92V220ZM120 219V220H119ZM128 219V220H127ZM135 219V220H134ZM96 220V221H95ZM239 220L238 221H235V222H239ZM88 221H89V223H88ZM92 223H91V222ZM82 224H80V223ZM88 223L87 225L85 224L84 225V223ZM99 223V224H98ZM102 223V224H101ZM106 223V224H105ZM161 223V222H160ZM164 222H162V224H163ZM77 224H78V226H77ZM92 226L93 227V229H91L89 226ZM118 225V224H117ZM75 226V227H74ZM80 226H81V228H83V226H84V230L86 231V229L87 228H89V233L87 232L88 231V229H87V231H86V233H85V231L84 230H82L81 228H80ZM87 226V227H86ZM95 226V227H94ZM103 230V231H104ZM83 233H84V235H83ZM95 233V234H94ZM98 233V234H97ZM108 234H106V233H104L103 235H106V236H108L109 234H110V232H107ZM160 233L162 234V235H166V234H168V231L167 230H164V228H162L161 227V229H160ZM49 234H51V235H49ZM52 235H54V236H52ZM86 235H87V237H86ZM90 235H93V236H91L90 237ZM95 236H96V238H95ZM99 236L101 237L100 239H98L99 238ZM57 237V238H56ZM84 237V238H83ZM93 237V239H91ZM86 238H87V241L85 242V240H86ZM103 238V239H102ZM81 239V240H80ZM168 239L171 241L172 239H173V237H171V236H168ZM94 240V241H93ZM99 240V241H98ZM108 242H107V241ZM101 241V242H100ZM53 242H55V243H53ZM61 242H62V244H61ZM98 244H99V246H98ZM58 246V245H57ZM95 246H97V247H95ZM101 248V249H100ZM191 248V251H192V253H197V252H199L200 251V248H199V246H196V245H193L192 247H190ZM63 250V251H64ZM83 251V252H81V251ZM212 259H213V257H211ZM78 259V260H77ZM192 260V259H191ZM208 261H209V258L207 259ZM164 262V260H162V263ZM148 264V263H147ZM210 264H216L215 262L214 263H210ZM225 264H233V263H225ZM257 264H264V259H261V258H258V262H257Z\"/></svg>", "mask_w": 264, "mask_h": 264}]
</instances>
